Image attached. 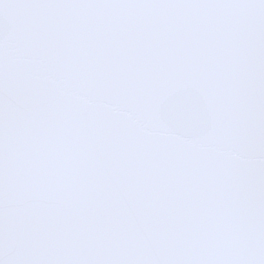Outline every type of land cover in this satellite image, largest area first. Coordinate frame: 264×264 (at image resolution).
Here are the masks:
<instances>
[{"label": "snow or ice", "instance_id": "6c2138e0", "mask_svg": "<svg viewBox=\"0 0 264 264\" xmlns=\"http://www.w3.org/2000/svg\"><path fill=\"white\" fill-rule=\"evenodd\" d=\"M0 264H264V0H0Z\"/></svg>", "mask_w": 264, "mask_h": 264}]
</instances>
